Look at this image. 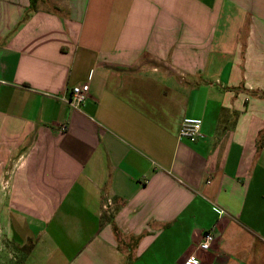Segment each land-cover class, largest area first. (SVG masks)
Wrapping results in <instances>:
<instances>
[{
  "label": "crops",
  "instance_id": "1",
  "mask_svg": "<svg viewBox=\"0 0 264 264\" xmlns=\"http://www.w3.org/2000/svg\"><path fill=\"white\" fill-rule=\"evenodd\" d=\"M31 3L0 0V226L23 264H183L213 228L198 264H264V0Z\"/></svg>",
  "mask_w": 264,
  "mask_h": 264
},
{
  "label": "built area",
  "instance_id": "2",
  "mask_svg": "<svg viewBox=\"0 0 264 264\" xmlns=\"http://www.w3.org/2000/svg\"><path fill=\"white\" fill-rule=\"evenodd\" d=\"M89 95L90 87L88 84L85 83L80 86H76L71 91V97L69 98L68 104L71 108L78 110L87 102ZM62 130L68 131L67 126H64ZM201 130V119H193L187 117L184 118L181 122L179 137L187 139L194 143L201 136ZM105 205V211H109L110 207L113 206V203L111 200H108ZM219 214H223V212L220 211ZM214 239V228L209 231L206 230L203 234L202 242L197 246L196 252L189 256L183 264H198L199 259L197 256V251H209L211 245H213Z\"/></svg>",
  "mask_w": 264,
  "mask_h": 264
},
{
  "label": "rangeland",
  "instance_id": "3",
  "mask_svg": "<svg viewBox=\"0 0 264 264\" xmlns=\"http://www.w3.org/2000/svg\"><path fill=\"white\" fill-rule=\"evenodd\" d=\"M4 228L2 224V226H0V264H23V259L26 255L25 249H16L10 242L11 239L9 241Z\"/></svg>",
  "mask_w": 264,
  "mask_h": 264
},
{
  "label": "trees",
  "instance_id": "4",
  "mask_svg": "<svg viewBox=\"0 0 264 264\" xmlns=\"http://www.w3.org/2000/svg\"><path fill=\"white\" fill-rule=\"evenodd\" d=\"M32 4H35L34 3V0H33V3ZM257 146H258V149L259 150H261L262 149V147L264 146V131L262 132V134H261V137L259 138V140H258V144H257ZM24 249H28V250H31V248H29L28 246H25V247H23Z\"/></svg>",
  "mask_w": 264,
  "mask_h": 264
}]
</instances>
